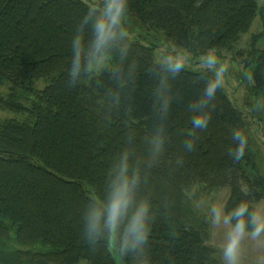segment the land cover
<instances>
[{
	"label": "trees",
	"instance_id": "obj_1",
	"mask_svg": "<svg viewBox=\"0 0 264 264\" xmlns=\"http://www.w3.org/2000/svg\"><path fill=\"white\" fill-rule=\"evenodd\" d=\"M91 2L0 0V112L12 114L0 118V264H119L112 241L121 264H217L208 221L188 191L228 186L227 220L234 227L229 217L246 203L245 231L253 232L264 173L247 119L223 84L205 94L212 70L173 71L180 60L157 58L121 23L96 53L105 3ZM126 13L191 54L238 55L264 98L258 0H128ZM258 16L250 47L237 50ZM102 56L112 65L92 70ZM197 108L209 117L204 129L191 124ZM235 129L247 140L238 161L229 154L238 147ZM125 181L129 203L110 230L107 210ZM143 205L139 238L128 229Z\"/></svg>",
	"mask_w": 264,
	"mask_h": 264
},
{
	"label": "rangeland",
	"instance_id": "obj_2",
	"mask_svg": "<svg viewBox=\"0 0 264 264\" xmlns=\"http://www.w3.org/2000/svg\"><path fill=\"white\" fill-rule=\"evenodd\" d=\"M89 3L98 0H85ZM106 3V0H101ZM260 6L264 5V0H258ZM121 24L125 27L128 36L138 39L146 45L155 47L157 58L178 59L191 70L205 71L207 69L202 63V57L205 54L194 55L184 48L174 44L157 31H148L141 28L133 17L125 13ZM261 28L260 17L258 16L250 28L249 32L242 37L237 50L246 51L250 47V35L259 31ZM174 52V54H170ZM214 52V51H212ZM220 64L226 66L227 71L223 78V87L234 104L240 108L248 122L249 134L252 138L253 149L256 159L261 165L264 173V98L258 97L252 89L253 79L251 71L246 70L241 58L230 52L221 54L214 52ZM112 63L107 56L98 57L93 60L90 67L94 71H100L103 68L111 66ZM214 72V70H212ZM12 117V114L0 112V118ZM188 194L192 198L195 206L204 213L209 224V234L206 244L212 246V258L217 264H226L224 249L227 247L234 227L227 220L225 215V203L229 196V187H223L213 190L191 188ZM255 220L256 223L264 221V199L256 205ZM215 210V211H214ZM216 213H219V219L216 220ZM253 232L245 231L240 239L237 251V264H264V233L259 237H253ZM111 249L114 257L121 264V257L113 241ZM78 264H89L85 259Z\"/></svg>",
	"mask_w": 264,
	"mask_h": 264
},
{
	"label": "clouds",
	"instance_id": "obj_3",
	"mask_svg": "<svg viewBox=\"0 0 264 264\" xmlns=\"http://www.w3.org/2000/svg\"><path fill=\"white\" fill-rule=\"evenodd\" d=\"M127 7L128 0H106L104 11L95 23L96 38L93 47L96 53H101V50L104 48L106 43L110 39L115 37V29L121 23L122 17L127 12ZM89 15H91V12L89 13ZM75 55L76 59L74 61V67L72 70L73 76L76 75L80 64L79 40L76 41ZM92 62L93 61H90V63ZM202 63L207 69L214 70V79L207 85L205 94L209 97L215 96L217 89L220 88L223 84V78L225 72L227 71V68L225 65L219 63L217 56L212 51H209L202 57ZM170 67L173 71L178 72L183 67V62L177 61L176 63L170 65ZM195 110L197 114L191 118V124L193 128H206L208 125L209 117L198 108ZM232 139L238 141V147L235 149L234 153L230 150L229 154L234 156L235 160L238 161L244 154L247 140L239 129H235L233 131ZM193 145L194 142L192 140H187L185 142V147L189 151L193 149ZM128 203L129 188L127 182L125 181L114 191L110 206L107 210V225L110 230H114L116 228L122 213L128 206ZM146 209V205L140 207L131 221V227L128 229V231L130 232L137 233L139 238H143V236L145 235L144 227ZM247 212V204L241 203L236 207V209L229 217V219H231L234 216L236 218V224L233 229V235L231 236L227 247L224 249L226 264H237L238 244L240 239L243 237L246 229L244 217L246 216ZM215 219H219V213H216ZM98 222L99 214L93 217V220L89 225L91 232H96ZM253 222L255 223V228L252 235L254 238L259 237L262 233H264V221L256 223L255 218H253Z\"/></svg>",
	"mask_w": 264,
	"mask_h": 264
}]
</instances>
